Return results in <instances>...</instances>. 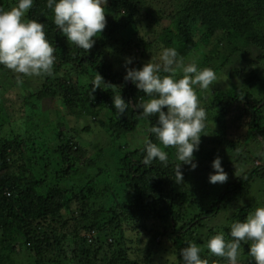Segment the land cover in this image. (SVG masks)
<instances>
[{"label":"trees","instance_id":"1","mask_svg":"<svg viewBox=\"0 0 264 264\" xmlns=\"http://www.w3.org/2000/svg\"><path fill=\"white\" fill-rule=\"evenodd\" d=\"M6 2L9 6L8 0ZM145 2L146 0H107L106 27L100 35L94 37L95 44L91 51L86 52L73 43L68 42L65 46V36L55 26L54 13L47 7V0H34L25 19L36 20L45 25L46 38L55 49V62L52 73L47 75L39 89L31 93V96L43 100L60 95L71 112L77 107L76 104L89 103L87 108L91 105L96 107L94 114L100 116L98 119L102 122L104 130L111 132L112 137L134 133L138 127L144 125L148 130L146 138L158 143L150 133V128L156 123L157 117L145 118L140 113L142 110L135 107L146 103L149 97L130 81H125L112 71L113 64L107 62L106 64L104 59L102 60L99 46L113 45V41L119 40L123 47L132 45L131 55L134 48L135 60L132 67L139 69L137 65H140L142 59L153 50V44L157 41L167 48H174L179 58H183L194 49V38L199 34L201 38L203 36L204 41L213 40L211 48L203 55L202 63L206 65L209 61L211 63L216 61L218 55L221 57L218 65L230 62L233 53L239 50L246 53L252 46L258 50L256 59L264 61V0H176L172 3L167 1L169 5L166 7L155 5L154 11L150 8L144 10L141 5L144 6ZM167 7L172 9L168 11ZM208 15H212L213 18L207 23ZM144 20H150L160 26L161 33L157 34L156 38H147L149 32L138 33L139 24L145 22ZM119 32L120 38H117ZM223 42H226L228 48L222 47ZM96 73L106 78L105 82L110 85H102L103 89H97L91 94V84ZM232 73L245 74L241 69H234ZM261 76L248 69L247 76L240 84L232 83L226 88H216L211 107L215 123L230 118L233 112H241L240 115L247 119L248 131L264 142V112L262 98L259 97V93L264 95V74ZM53 78L59 84L57 88L52 87ZM115 80L121 82L118 88L111 84ZM118 94H121L126 102L130 101L133 106L124 115H119L113 107L112 97ZM20 99L21 104L23 101L24 104H33V101L25 102V96ZM3 102L13 106L12 100L0 94V103ZM164 110L166 111V108ZM238 120L240 117L234 122L237 124ZM54 128L55 143L50 139L53 144L49 146L50 149L39 152L44 176L39 178L34 176L32 180L28 177L30 173L24 164H20L21 160L25 159L28 162L31 159L24 157L26 153L22 152L21 140L18 137H5L2 140L0 138V264H13V256L16 257L19 252L18 246L35 247L40 251L43 239L31 234L39 230L44 232V222H58L61 212L70 208L72 203L79 208L80 228L84 232H96L99 236L102 233L110 234L117 240L112 241V238L111 242L120 249L119 253L114 258L101 255L103 264H113L114 260L122 258L126 259L127 264H136V261L128 258L124 232L113 231L119 229L120 222L124 220H137L139 213L144 210L152 212L154 218H161L164 224L169 223L171 234L174 235L171 239L173 253L177 264H183L181 250L189 244L198 242L192 235L195 229H203L205 219H215L220 215L237 193L243 191L264 172L263 165L241 173L232 182L226 183L217 197L209 201L206 196H199L194 192L191 194L190 191H179L176 188L178 183L175 169L180 162L174 157L175 148L164 149L168 153L166 164L155 160L150 166H146L143 163L144 145L129 149L125 153L114 152L118 165L123 166L128 172H120L119 177L123 180L130 178L129 186L133 196L130 205L125 204L122 208H105L98 203L107 192L98 189L96 181L91 179L84 184L73 186L72 183H75L79 174V167L69 159L71 143L64 142V131L58 126ZM112 147L116 148L114 145ZM16 153L19 154V160L14 159ZM15 163L18 167L17 172L12 169ZM50 175L51 178H48ZM68 181L69 186L66 184ZM188 196L192 198L189 199ZM188 204L196 208V211L192 214L189 211L186 215L181 214L180 212L188 210ZM121 210L123 212H120ZM247 215L248 210L243 208H239L235 214L237 221L240 222L245 221ZM33 224L35 227L31 229ZM112 224H116V227L109 232L107 227ZM57 236L55 246L61 250L63 256L65 254V260L70 262L74 254L80 255L81 258H90L93 253L97 254V251L104 252L103 245L107 242L102 243L101 239H98L97 248L92 252L87 244V240L91 239V233L85 237L81 235L77 239L73 236L70 243H67L70 235L57 233ZM208 241L204 243L207 252ZM61 243L63 245L60 247ZM118 244H124V248ZM57 248L52 247L51 250ZM42 259L43 256L34 263L48 264L41 261ZM219 260L222 261L221 258ZM51 261L63 263L62 259Z\"/></svg>","mask_w":264,"mask_h":264},{"label":"rangeland","instance_id":"2","mask_svg":"<svg viewBox=\"0 0 264 264\" xmlns=\"http://www.w3.org/2000/svg\"><path fill=\"white\" fill-rule=\"evenodd\" d=\"M6 1L0 0V10H11L18 3V0H8L9 6H7ZM167 1L172 3L176 0H157V2L146 0L144 6H141L144 10L150 8L151 11H154L155 5L168 6L169 3ZM167 9L170 11L172 8L167 7ZM212 18V15H208L206 22L212 21ZM144 21L139 24L140 32L138 33L149 32L147 38H156L157 34L161 33L160 26L150 20ZM117 35V38H120V32ZM194 39V49L181 58L183 64L195 63L199 69L210 68L214 70L216 80L206 90L200 89L198 85L195 86L200 105L205 108L207 113L206 126L201 133L199 151L194 152L195 162L198 163V167L195 170H191L188 165L182 164L183 181L177 180L176 188L179 191H190L191 194L194 192L199 194V196H206L209 201H212V198L217 197L218 193L223 190L226 183L232 182L235 177L245 171L264 165V142L248 131L247 119L240 115L241 112H233L230 118L215 123L213 121L214 111L211 107L216 88H226L232 83L240 84L243 78L247 76L248 69L254 70L260 76L263 75L264 61L256 59L258 50L257 47L252 46L248 48L246 53L241 50L233 53L230 57V62L218 65L221 60L220 55H218L216 61H213V63L209 61L208 65H206L204 62L202 63L203 55L211 48L213 40L207 39L204 41L203 36L201 38L199 34ZM68 42L72 44L64 37L65 46H67ZM225 46L226 42H223L222 47ZM152 48L153 50L149 51L148 55L142 59L140 65H137L139 68L147 62L161 63L160 56L167 47L157 41ZM225 48H228V46ZM131 49L132 45L123 47L121 40L118 42L113 41V45L99 46L102 60L104 59L105 63L113 64L112 71L123 78L126 74L125 62L127 58H132V64L127 65V67L131 68L135 65L133 58L134 48L132 55ZM88 51H91V49ZM234 69H241L245 74L232 73ZM47 75L28 76L15 73L0 65V94L13 101V106H9L8 103L4 102L0 103L1 140L5 137H18L21 140L22 152L27 154L24 157L31 159L28 162L25 159L21 160L20 164H24V167L30 173L28 177L32 180L34 176L37 178L44 176L39 152L48 150L50 149L49 146L53 145L50 139L54 141L53 130H55L54 127L58 126L59 129L64 131V142L71 143V149L68 151L70 161L79 167V174L75 183H72L73 186L84 184L93 179L97 182L95 184L98 189L107 192V195L99 200V206L122 208L125 204L130 205L133 196L129 186L130 178L127 180L120 179V172H128L123 169V166L118 165L114 152L119 154V151H123L125 153L129 149L133 150L144 146L148 132L147 128L143 125L138 127L134 133L130 132L125 136L112 137L110 135L111 132L108 133L104 130L102 122L98 119L100 116L94 114L97 110L96 107L91 105L90 108H87L89 103L87 105L76 104V111L71 112L60 95L51 99L37 100L31 96V93L39 89ZM162 75H165V73ZM182 75V67H177L176 78L179 79ZM118 80L111 83L114 88H118L121 85ZM51 81L52 87L57 88L59 84L55 81V78ZM22 96H25V102L33 101V104H24V101L21 104L20 98ZM259 97L262 98L261 104L264 112V95L259 93ZM239 117L240 120L236 124L234 121ZM112 145L116 148L113 149ZM174 152L176 159V151L174 150ZM18 156L19 154L16 153L14 159L17 160L18 158L19 160L20 157ZM217 156L221 158L222 167L228 174V180L223 184L217 183L213 185L208 182V176L213 172L211 164ZM16 166L17 163L12 168L15 169L14 172L18 170ZM49 177L51 178V175ZM66 184L69 186V181ZM188 197L189 199L192 198ZM187 207L188 210L186 212H179L186 215L188 211L191 214L196 211V208L189 204ZM257 207H264V172L257 176L243 191L237 193L226 204L225 210L220 215L215 219H205L203 229L197 228L192 233L193 237L198 240L196 245L201 249V258L207 260L208 264H229L226 258L217 257L210 253L208 249L209 252H207L204 243L214 235L221 233L226 241H231V225L240 222L239 220L237 221L235 216L238 209L248 210V217L254 213ZM120 212H123V210ZM151 213L144 210L139 213L137 220H124L120 222V228L115 231L113 229L116 224L109 225L107 229L109 232H118L119 230L124 232L126 239L124 243L129 253L128 258L136 261V264H177L171 240L174 235L171 234L169 223L164 224L161 218H154ZM79 221V208L75 203H72L70 208L61 212V218L58 222H44V232L39 230L35 234H31L43 239L44 243H41V250L39 251L35 247L18 246L19 252L16 257L13 256V264H35L34 261L41 256L44 257L41 261L48 264H57L51 261L54 259H62V264H103L100 259L101 255L104 254L106 257L114 258L119 253L120 249L111 242L112 238V241H117L113 236L105 233L99 236L96 232H89L91 233V239H88L89 241L86 240L92 252L97 248L98 239H101L102 243L107 241L103 245L104 252L97 251V254L93 253L94 255L90 258H81L80 255L74 254L71 262L65 260V254L63 256L61 250L55 246V243H57L55 239L58 237L57 233L66 236L70 235L67 243L71 242L73 236L76 239L81 237V235L85 237L89 233L87 231L84 232L80 228ZM34 227L35 224L32 225L31 229H34ZM213 231L216 232L214 233ZM62 245L63 243L60 244V247ZM108 245L110 248H108ZM118 245L124 248V244ZM52 247L57 249L51 250ZM249 247L250 242L241 243L237 264H254L253 258L248 254ZM220 258L222 261L219 260ZM125 261L126 259L123 258L116 259L113 264H127Z\"/></svg>","mask_w":264,"mask_h":264},{"label":"clouds","instance_id":"3","mask_svg":"<svg viewBox=\"0 0 264 264\" xmlns=\"http://www.w3.org/2000/svg\"><path fill=\"white\" fill-rule=\"evenodd\" d=\"M34 0H18L11 10H0V65L28 76L50 75L55 56L54 47L46 38L45 25L36 20H26L25 14ZM107 0H47V7L54 13V24L61 33L78 48L90 50L95 39L106 27ZM161 63L147 62L139 69L127 67L132 58L125 62V81H130L138 90L149 97L146 103L135 107L145 117H157L150 128L158 143L145 139L143 163L150 166L158 160L166 164L168 153L164 150L175 148L176 159L180 162L175 169L178 181H183L181 165L191 170L198 167L194 152L199 151L201 133L206 126L207 113L200 105L195 86L208 89L216 80L214 70L199 69L195 63L183 64L174 48H166L160 56ZM182 67L183 75L176 78V68ZM166 73V75H161ZM107 84L102 75L96 73L91 94ZM112 103L119 115H124L131 102L121 94L112 97ZM166 108V111L164 110ZM213 172L208 176L210 184H223L228 174L217 156L211 164ZM231 241L223 234H217L208 241L207 248L213 255L226 258L229 264H237L241 243L250 242L248 254L254 264H264V207H257L243 222L231 225ZM183 264H208L201 258V249L194 243L180 252Z\"/></svg>","mask_w":264,"mask_h":264}]
</instances>
